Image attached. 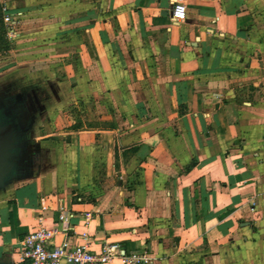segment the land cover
<instances>
[{
	"label": "crops",
	"instance_id": "obj_1",
	"mask_svg": "<svg viewBox=\"0 0 264 264\" xmlns=\"http://www.w3.org/2000/svg\"><path fill=\"white\" fill-rule=\"evenodd\" d=\"M8 116L0 264L40 219L94 253L264 264V0H0Z\"/></svg>",
	"mask_w": 264,
	"mask_h": 264
},
{
	"label": "built area",
	"instance_id": "obj_2",
	"mask_svg": "<svg viewBox=\"0 0 264 264\" xmlns=\"http://www.w3.org/2000/svg\"><path fill=\"white\" fill-rule=\"evenodd\" d=\"M5 13L4 23L8 27L9 38H14L13 27L15 21ZM172 18L176 22H184L186 19V7L175 4L172 9ZM63 218H60L62 226ZM61 230L60 227L49 228L40 219L39 225L29 234H26L20 242L21 263L20 264H111L120 259L123 264H153L156 258L150 256L146 251H136L130 254L122 251L119 244H105L99 253L91 250L88 242L71 246L67 240L61 244H53V241ZM84 240L88 238L84 235Z\"/></svg>",
	"mask_w": 264,
	"mask_h": 264
},
{
	"label": "rangeland",
	"instance_id": "obj_3",
	"mask_svg": "<svg viewBox=\"0 0 264 264\" xmlns=\"http://www.w3.org/2000/svg\"><path fill=\"white\" fill-rule=\"evenodd\" d=\"M14 72L16 73L15 70L11 72L13 75L10 76V79H12V80L14 78H11V77L15 76L14 75ZM31 88H32L31 85L24 86V88H23L22 86L17 85L16 83L15 84H12V86L10 87V89H11L12 92H16V91L22 90V89H24V90H26V89L30 90ZM15 103L16 102H14V104L11 106L12 108L15 107ZM6 121H15L16 124L18 122L17 118L16 117H13V116H10V117L8 116V117H4V118L0 117V126H5L6 125ZM9 153L10 154H8V155L7 154L0 153V158L1 159H6V161H8L10 163L7 166H5L6 169L7 168H14V166H11V165L14 164V161H15L17 155H18V150L17 149H12L11 151H9Z\"/></svg>",
	"mask_w": 264,
	"mask_h": 264
}]
</instances>
